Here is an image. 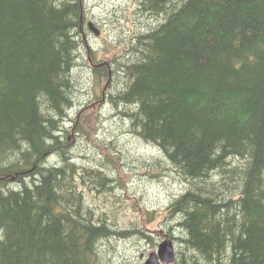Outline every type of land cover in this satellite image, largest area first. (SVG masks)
<instances>
[{
    "label": "trees",
    "instance_id": "obj_1",
    "mask_svg": "<svg viewBox=\"0 0 264 264\" xmlns=\"http://www.w3.org/2000/svg\"><path fill=\"white\" fill-rule=\"evenodd\" d=\"M137 17L97 76L122 77L108 101L181 177L174 263L264 264V0H140ZM84 20L82 0H0V264H103L100 241L126 234L78 190L112 179L67 153L97 127L69 114Z\"/></svg>",
    "mask_w": 264,
    "mask_h": 264
},
{
    "label": "rangeland",
    "instance_id": "obj_2",
    "mask_svg": "<svg viewBox=\"0 0 264 264\" xmlns=\"http://www.w3.org/2000/svg\"><path fill=\"white\" fill-rule=\"evenodd\" d=\"M82 2L84 25L86 21H93L100 35L95 36L86 25L82 26L84 35H81L77 65L72 72L73 105L69 114L77 121L89 108L97 127L92 139L86 134L74 136L72 129L68 134L67 153L71 154L78 167L86 166L88 171L85 173L92 175L94 169H98L112 179L108 182L112 189L108 191L94 189L95 181L78 180V190L82 191V199L94 217L104 216L116 231L127 229L123 230L126 234L121 237L116 235L100 241L103 264H143L149 253L156 252L165 236L172 240L176 252L184 253L179 249L184 247V243L179 240L180 234L177 226L174 227V221H164L169 214L166 211L169 202L180 192V184L184 187L181 177L174 168H168L166 158L155 145L146 143L133 133L128 118L122 114L125 107L118 105L114 109L108 101L113 87L120 89L122 77L115 70L113 85L103 88L105 79L100 80L97 76L105 61H110L111 67L116 69V57L121 53L120 43L127 39L130 32L151 22L148 18L141 20L137 17L140 0ZM109 45H117L118 49L112 54ZM88 59L92 65L87 63ZM71 125H76V122H68L65 127L70 129ZM236 160L229 158L227 163L233 165Z\"/></svg>",
    "mask_w": 264,
    "mask_h": 264
},
{
    "label": "water",
    "instance_id": "obj_3",
    "mask_svg": "<svg viewBox=\"0 0 264 264\" xmlns=\"http://www.w3.org/2000/svg\"><path fill=\"white\" fill-rule=\"evenodd\" d=\"M88 28L95 34L99 35V30L94 26V24L89 21L87 23ZM174 261V251L172 242L166 238L161 243H159L157 252L149 253L148 257L145 259L144 264H162L171 263Z\"/></svg>",
    "mask_w": 264,
    "mask_h": 264
},
{
    "label": "bare ground",
    "instance_id": "obj_4",
    "mask_svg": "<svg viewBox=\"0 0 264 264\" xmlns=\"http://www.w3.org/2000/svg\"><path fill=\"white\" fill-rule=\"evenodd\" d=\"M135 2V1H134ZM138 3V2H137ZM79 6V5H78ZM86 6V5H85ZM98 6V5H97ZM98 8V7H97ZM114 9V8H113ZM138 10V9H137ZM133 12V11H132ZM92 14V13H91ZM126 15V14H125ZM141 16V15H140ZM94 18V17H93ZM140 18V17H139ZM158 20V19H157ZM97 21V20H96ZM126 21V20H125ZM85 22V21H84ZM87 22V21H86ZM98 24V23H97ZM145 25V24H144ZM85 26V25H84ZM102 27V26H101ZM121 27V26H120ZM86 28V27H85ZM108 28V26H107ZM113 29V28H112ZM131 30V29H130ZM149 31V30H148ZM80 34V33H79ZM135 37V36H134ZM117 43V42H116ZM105 46V45H104ZM107 50V49H106ZM116 53V52H115ZM118 55V54H117ZM130 61V60H129ZM232 152V151H231ZM231 157V156H230ZM60 160V159H59ZM238 162V161H237ZM234 163V162H233ZM220 173V172H219ZM102 187V186H101ZM257 193V192H256ZM135 233V232H134ZM122 235V234H121ZM118 236V235H117ZM104 240V239H103ZM149 242V241H148ZM111 251V250H110ZM117 255V254H116Z\"/></svg>",
    "mask_w": 264,
    "mask_h": 264
}]
</instances>
